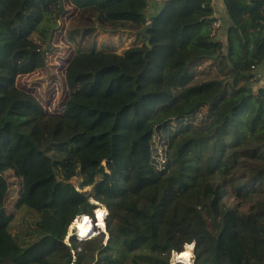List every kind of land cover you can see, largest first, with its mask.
Listing matches in <instances>:
<instances>
[{"label":"trees","instance_id":"trees-1","mask_svg":"<svg viewBox=\"0 0 264 264\" xmlns=\"http://www.w3.org/2000/svg\"><path fill=\"white\" fill-rule=\"evenodd\" d=\"M223 1L215 29L213 0L159 15L147 0H0V264H172L192 244L194 264L264 260V0ZM63 17L74 54L50 114L17 81L48 66ZM98 30L150 44L149 68L98 51ZM151 86L169 94L147 112ZM91 200L110 238L78 251L66 239Z\"/></svg>","mask_w":264,"mask_h":264},{"label":"rangeland","instance_id":"rangeland-1","mask_svg":"<svg viewBox=\"0 0 264 264\" xmlns=\"http://www.w3.org/2000/svg\"><path fill=\"white\" fill-rule=\"evenodd\" d=\"M66 3V9L70 6ZM171 6V5H170ZM170 6L167 8L166 12L170 10ZM69 9V8H68ZM162 14V12L157 15ZM153 15V13H152ZM72 17L62 18L60 22L59 29L55 34V38L53 41L54 51L49 55L48 66L45 69L38 70L34 73L23 75L18 78L17 85L18 87L36 97V99L43 105L45 110L50 114H58L62 111L64 102L68 97V90L65 81V69L66 66L74 54V47L67 41V28L70 25V20ZM215 27V26H214ZM215 32V31H214ZM92 43H96V49L98 51H102L106 54H115L119 57V63L123 65L125 70L130 74H136L139 72H143L149 68L147 65V60H142L140 55H137L138 52L146 53V51L151 49L150 44H142L141 42H135V38L131 35H117L111 36L108 33H105L101 30H98L94 40H91ZM129 51H133L136 53V57L133 60H128L127 55ZM145 68V69H144ZM260 80L256 84L255 89L264 87V67L260 71ZM169 94V90L166 86H151L146 91H144V95H146V99L143 103V108L148 112L151 110L152 103L154 101L158 102L164 96ZM163 100V99H162ZM92 188H86L83 191L91 192ZM225 201V200H224ZM91 203L96 205V209L93 211V215L88 216L92 219V228L91 232L88 233V236L81 241L78 239V231L73 228L76 226L77 221L85 220L87 217L76 219L74 223L69 228L68 237L66 242H69L71 237H75L79 242V249L81 251L84 248V245L87 241L93 240H103V244L107 245V242L110 238L108 223L110 222V213L108 209L101 204L95 203L91 200ZM226 204L231 208H238L240 213L247 214L248 206H242V204L235 201L234 198L230 197L226 200ZM100 210H104L106 215V228L103 231V228L100 226L96 219V212ZM233 214V213H232ZM230 222V221H227ZM98 225V226H97ZM96 226V227H95ZM100 226V227H99ZM192 247V264H194V248L195 245H189ZM188 246L185 247V250ZM184 250V251H185ZM175 254L172 257V262ZM258 256V255H256ZM260 258H256L258 260ZM171 262V263H172ZM257 262V261H256ZM177 262H175L176 264ZM260 264H264V260L260 259ZM183 264V263H181Z\"/></svg>","mask_w":264,"mask_h":264},{"label":"bare ground","instance_id":"bare-ground-1","mask_svg":"<svg viewBox=\"0 0 264 264\" xmlns=\"http://www.w3.org/2000/svg\"><path fill=\"white\" fill-rule=\"evenodd\" d=\"M100 213H103V215L102 216L99 215ZM95 215H96V219H97L98 223L100 225H101V223L103 224L102 228H103V231H105V229H106V220H105L106 219V217H105L106 213H105V211L98 209V211L96 212ZM82 217H84V215L77 217V220L79 218H82ZM92 223H93L92 219H90V217H87L85 220V223H84V220H82L81 222L77 221L75 224L76 226H73V228H75V230L78 231V235L81 232V230L83 229L85 231V235L83 237H81L79 235V237L85 239L88 236V233L91 232L90 228H92ZM191 258H192V247L188 245V247L186 248V250L184 252L175 254L174 261H178V262L183 263V264H192ZM177 259H179V260H177Z\"/></svg>","mask_w":264,"mask_h":264},{"label":"crops","instance_id":"crops-1","mask_svg":"<svg viewBox=\"0 0 264 264\" xmlns=\"http://www.w3.org/2000/svg\"><path fill=\"white\" fill-rule=\"evenodd\" d=\"M213 6L215 8V17L218 20L217 22L222 23V19L225 18L226 16L224 1L223 0H213ZM160 9H161V5H157L156 7H154L153 13L158 14Z\"/></svg>","mask_w":264,"mask_h":264},{"label":"built area","instance_id":"built-area-1","mask_svg":"<svg viewBox=\"0 0 264 264\" xmlns=\"http://www.w3.org/2000/svg\"><path fill=\"white\" fill-rule=\"evenodd\" d=\"M147 1L151 4V9H152V12H153L154 7H156L157 5L163 4L166 0H147ZM214 26H215V29H217V28H219L220 24L217 22V23L214 24ZM78 239L82 240L83 238L81 239V237H78ZM174 258H175V256H174ZM177 260H179V259H177ZM175 262L180 263L178 261H174V259H173L172 264H175Z\"/></svg>","mask_w":264,"mask_h":264},{"label":"water","instance_id":"water-1","mask_svg":"<svg viewBox=\"0 0 264 264\" xmlns=\"http://www.w3.org/2000/svg\"><path fill=\"white\" fill-rule=\"evenodd\" d=\"M150 28H152V24H151V23H150V24H147V25L143 28V30L140 31V32L137 33V34L142 35V36H147L148 30H149Z\"/></svg>","mask_w":264,"mask_h":264},{"label":"clouds","instance_id":"clouds-1","mask_svg":"<svg viewBox=\"0 0 264 264\" xmlns=\"http://www.w3.org/2000/svg\"><path fill=\"white\" fill-rule=\"evenodd\" d=\"M99 215H103V213H100ZM101 227H103V224L101 223V225H100ZM96 227V226H95ZM79 235L81 236V237H83L84 235H85V231L82 229L81 230V232L79 233ZM81 241V240H80ZM188 246V245H187Z\"/></svg>","mask_w":264,"mask_h":264}]
</instances>
